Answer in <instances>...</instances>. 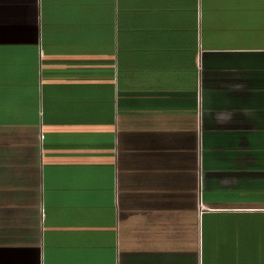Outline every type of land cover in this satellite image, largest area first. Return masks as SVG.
I'll return each instance as SVG.
<instances>
[{
    "label": "crops",
    "instance_id": "crops-1",
    "mask_svg": "<svg viewBox=\"0 0 264 264\" xmlns=\"http://www.w3.org/2000/svg\"><path fill=\"white\" fill-rule=\"evenodd\" d=\"M0 264H264V0H0Z\"/></svg>",
    "mask_w": 264,
    "mask_h": 264
},
{
    "label": "built area",
    "instance_id": "built-area-1",
    "mask_svg": "<svg viewBox=\"0 0 264 264\" xmlns=\"http://www.w3.org/2000/svg\"><path fill=\"white\" fill-rule=\"evenodd\" d=\"M198 206H199V207H201V206H202V204L198 203Z\"/></svg>",
    "mask_w": 264,
    "mask_h": 264
}]
</instances>
